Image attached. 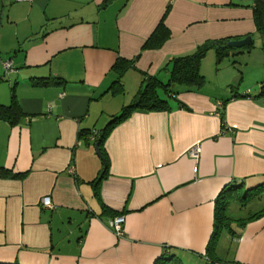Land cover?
Masks as SVG:
<instances>
[{
	"label": "crops",
	"instance_id": "crops-1",
	"mask_svg": "<svg viewBox=\"0 0 264 264\" xmlns=\"http://www.w3.org/2000/svg\"><path fill=\"white\" fill-rule=\"evenodd\" d=\"M105 1L12 2L0 13V106L14 88L23 112L16 125L0 119V264H156L166 248L204 264L217 199L233 186L241 190L226 194L230 206L264 196L244 204L236 195L264 184V36L259 50L253 41L223 59L211 49L202 87L175 86L169 110L119 123L102 146L107 171L95 151L98 132L145 76L167 82L172 58L210 41L254 39L253 0ZM168 8L170 39L144 49ZM119 59L135 60L121 76ZM38 77L61 83L34 88ZM253 213L227 212L215 264H264V214L248 220ZM117 216L123 238L111 228Z\"/></svg>",
	"mask_w": 264,
	"mask_h": 264
},
{
	"label": "trees",
	"instance_id": "trees-1",
	"mask_svg": "<svg viewBox=\"0 0 264 264\" xmlns=\"http://www.w3.org/2000/svg\"><path fill=\"white\" fill-rule=\"evenodd\" d=\"M109 1L106 0L103 6H106ZM171 7V5H170ZM169 7V8H170ZM167 9L161 22L158 24L150 38L147 40L144 49H160L171 37V32L167 28L165 21L168 16L170 9ZM253 16L256 31L260 36H264V0H253ZM230 41L219 40L206 42L199 46L196 51L190 55L172 58L164 71L169 73V78L167 82H163L156 76H145L142 80V87L140 91L133 98L131 103L125 106L122 111L115 115L108 124L98 132L97 142L99 144V150L104 158L103 163L107 171L108 162L104 152L102 150L103 143L107 135L119 124L125 121L133 112L145 111V112H161L170 109L169 100L177 99L178 91H175L173 87L183 86L186 88L195 87L200 88L205 83V78L201 74V63L206 57L207 53L215 48L219 59H223L231 55L232 53H239L242 49H232L225 47ZM253 45L244 47V49H250ZM237 51V52H236ZM135 60L125 61L118 60L115 64V69L119 72L120 76L124 74L131 66H133ZM14 67V66H13ZM31 86L34 88H46L52 86L53 84H59L61 81L58 79L51 78H31ZM261 89L264 90V81L261 83ZM12 99L8 106H0V119L8 122L11 125H16L23 115V112L16 99V94L14 93V88L12 89ZM239 96V95H238ZM264 97V93L262 95ZM234 97V95H233ZM241 97V96H239ZM226 103V102H225ZM88 135L86 130H81L79 132V137L83 138ZM105 171V172H106ZM5 176L7 173L5 170L2 172ZM105 174V173H104ZM103 174V175H104ZM99 179L92 182V184L97 185ZM98 186V185H97ZM241 187L233 186L229 190L225 191L216 201V218H215V229L213 237L211 238L210 244L207 249V260L204 264H215L222 262L219 258H216L214 253V247L216 245L217 238L225 229H229L230 218L227 215V209L230 206V200L228 199L229 193L238 192ZM264 192V184L252 190H242L238 195V200L241 203H247L251 199L260 196ZM264 214V210L258 213H253L248 220H253L259 218ZM156 264H183L182 259L177 253L172 252L166 248L163 257L159 259Z\"/></svg>",
	"mask_w": 264,
	"mask_h": 264
},
{
	"label": "rangeland",
	"instance_id": "rangeland-1",
	"mask_svg": "<svg viewBox=\"0 0 264 264\" xmlns=\"http://www.w3.org/2000/svg\"><path fill=\"white\" fill-rule=\"evenodd\" d=\"M12 4V2L10 0H4V2L0 1V13L3 12V10H5L7 7H9ZM260 35L256 34L253 41L255 42L254 44V51L255 50H259L260 45H261V41H260ZM248 60V57L245 56V58H243V62L245 63ZM238 66V65H237ZM222 66H220L219 68H221ZM240 68V67H239ZM244 69V68H243ZM211 73H212V68H211ZM213 75V74H212ZM213 82L218 83V79L217 77L214 75L213 76ZM221 76L219 75V78ZM165 83V82H164ZM206 87H209L211 89L214 88V84H208ZM241 205V204H239ZM239 205H233L230 206L227 210L228 215L234 217V218H246L249 214L259 211L260 209L264 208V196L261 200L255 199L253 201H251L246 207H240ZM182 261L183 264H193V262H191L189 260L188 257H183V256H179Z\"/></svg>",
	"mask_w": 264,
	"mask_h": 264
},
{
	"label": "built area",
	"instance_id": "built-area-1",
	"mask_svg": "<svg viewBox=\"0 0 264 264\" xmlns=\"http://www.w3.org/2000/svg\"><path fill=\"white\" fill-rule=\"evenodd\" d=\"M34 0H12V2H33ZM169 3H172L174 0H168ZM6 74L9 75L11 72L15 71L12 61L3 62ZM193 158H198V152L196 150L192 151L190 154ZM71 172V171H70ZM42 204L46 208H51L53 206L52 200L50 197H45L42 200ZM125 223V218L123 216L115 217L111 222V228L114 234L118 238H123L125 236V230L123 225Z\"/></svg>",
	"mask_w": 264,
	"mask_h": 264
},
{
	"label": "water",
	"instance_id": "water-1",
	"mask_svg": "<svg viewBox=\"0 0 264 264\" xmlns=\"http://www.w3.org/2000/svg\"><path fill=\"white\" fill-rule=\"evenodd\" d=\"M251 45H253V39H252V37L249 36V37L242 39V40L231 41V42L227 43V45L225 47H229L232 49H241V48L251 46ZM95 151H96V154L98 155V157L103 161L104 158L102 157V155L100 153L98 144H96V146H95Z\"/></svg>",
	"mask_w": 264,
	"mask_h": 264
}]
</instances>
